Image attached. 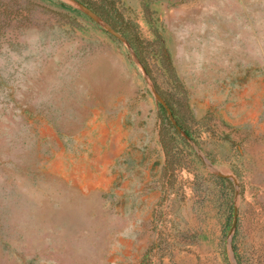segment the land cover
I'll return each mask as SVG.
<instances>
[{"label":"rangeland","instance_id":"374dc122","mask_svg":"<svg viewBox=\"0 0 264 264\" xmlns=\"http://www.w3.org/2000/svg\"><path fill=\"white\" fill-rule=\"evenodd\" d=\"M115 1L151 75L72 0H0V264H264V0Z\"/></svg>","mask_w":264,"mask_h":264},{"label":"trees","instance_id":"16d2710c","mask_svg":"<svg viewBox=\"0 0 264 264\" xmlns=\"http://www.w3.org/2000/svg\"><path fill=\"white\" fill-rule=\"evenodd\" d=\"M81 4L87 6L97 15H99L106 23L112 26L116 31L120 32L127 42L134 49L135 55L138 58L139 62L142 64L146 73L150 74V69L147 66L145 59L146 49L149 43L144 42L137 34L135 30L131 28L129 22H127L118 7L116 6L115 0H76ZM164 58L168 59L167 53L163 52ZM157 88V87H156ZM168 106L172 110V113H175V109L172 104L167 101ZM179 124V122H178ZM180 125V124H179ZM187 136L191 137V134L184 130Z\"/></svg>","mask_w":264,"mask_h":264},{"label":"water","instance_id":"95a60500","mask_svg":"<svg viewBox=\"0 0 264 264\" xmlns=\"http://www.w3.org/2000/svg\"><path fill=\"white\" fill-rule=\"evenodd\" d=\"M76 5H78L81 9H83L86 13H88L93 19L100 21L104 27L107 29L108 32H110L112 35H114L115 37L123 40L124 42H126L129 46L130 44L127 42V40L125 39V37L118 31H116L112 26H110L108 23H106L99 15H97L94 11H92L90 8H88L87 6L81 4L80 2L76 1V0H72ZM131 47V46H130ZM159 101L161 102L162 106L164 107V109L166 110V112L168 113L169 116L172 117V113H171V109L168 106L167 102L165 100H163L157 93H156ZM174 125H177L174 122ZM234 216H236V212H234ZM228 247L231 249V237L229 238V245ZM231 258L234 261V263L236 264V259L233 256L232 252H231Z\"/></svg>","mask_w":264,"mask_h":264}]
</instances>
